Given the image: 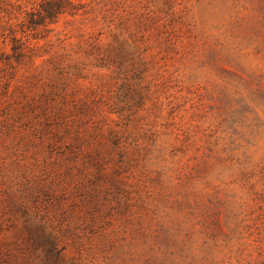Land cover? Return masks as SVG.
Instances as JSON below:
<instances>
[{
	"label": "rangeland",
	"instance_id": "374dc122",
	"mask_svg": "<svg viewBox=\"0 0 264 264\" xmlns=\"http://www.w3.org/2000/svg\"><path fill=\"white\" fill-rule=\"evenodd\" d=\"M0 264H264V0H0Z\"/></svg>",
	"mask_w": 264,
	"mask_h": 264
}]
</instances>
